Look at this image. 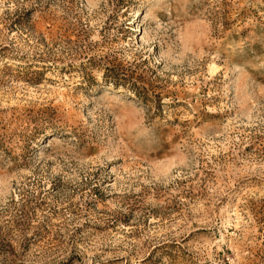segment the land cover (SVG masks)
Returning a JSON list of instances; mask_svg holds the SVG:
<instances>
[{"label": "rangeland", "instance_id": "rangeland-1", "mask_svg": "<svg viewBox=\"0 0 264 264\" xmlns=\"http://www.w3.org/2000/svg\"><path fill=\"white\" fill-rule=\"evenodd\" d=\"M0 264H264V0H0Z\"/></svg>", "mask_w": 264, "mask_h": 264}]
</instances>
